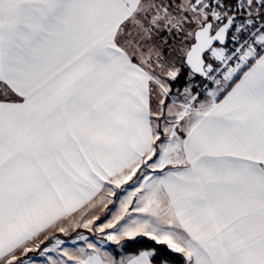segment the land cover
Wrapping results in <instances>:
<instances>
[{
  "label": "snow or ice",
  "instance_id": "6c2138e0",
  "mask_svg": "<svg viewBox=\"0 0 264 264\" xmlns=\"http://www.w3.org/2000/svg\"><path fill=\"white\" fill-rule=\"evenodd\" d=\"M0 264H264V0H0Z\"/></svg>",
  "mask_w": 264,
  "mask_h": 264
}]
</instances>
